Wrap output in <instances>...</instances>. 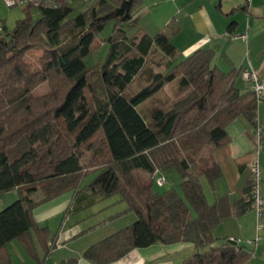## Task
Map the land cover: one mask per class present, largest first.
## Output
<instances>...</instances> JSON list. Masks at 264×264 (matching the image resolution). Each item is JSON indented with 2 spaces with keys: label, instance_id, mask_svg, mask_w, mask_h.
<instances>
[{
  "label": "trees",
  "instance_id": "16d2710c",
  "mask_svg": "<svg viewBox=\"0 0 264 264\" xmlns=\"http://www.w3.org/2000/svg\"><path fill=\"white\" fill-rule=\"evenodd\" d=\"M73 1L26 4L12 31L0 27V192H18L0 210V264H11L7 244L13 239L39 264L46 263L56 239L36 221L34 209L67 192L86 206L118 194L135 215L134 222L85 249L84 258L96 264L117 261L136 248L179 242L195 249L180 264H244L252 253L249 245L218 244L213 229L222 218L254 208L252 172L244 197L231 210L226 197L208 203L199 178L212 185L222 171L216 163L199 165L198 158L204 146L218 148L227 141L226 127L237 117L255 124L253 92L241 93L237 72L214 67L209 50L182 58L163 31L128 36L125 28L137 26L140 0H97L80 12ZM109 20L114 26L103 39L107 57L91 69L84 58ZM34 48L42 50L43 65L31 69L25 56ZM157 50L168 59L166 72L153 73L148 84L127 96L125 88ZM178 74L183 95L170 108L154 106L141 114L139 107ZM43 82L50 91L33 94ZM86 151L93 158L89 164L102 161L101 166L86 168ZM172 168L180 173L184 198L173 189L159 193L152 177L142 183L136 175ZM97 171L81 188L84 177ZM260 222L264 227V207ZM58 264H77V258Z\"/></svg>",
  "mask_w": 264,
  "mask_h": 264
},
{
  "label": "crops",
  "instance_id": "0c3cea01",
  "mask_svg": "<svg viewBox=\"0 0 264 264\" xmlns=\"http://www.w3.org/2000/svg\"><path fill=\"white\" fill-rule=\"evenodd\" d=\"M135 17L137 26L133 28L132 35L138 30L149 36L163 31L170 37L182 58L196 50L205 49L213 54L211 64L224 72L236 71V80H244L241 76L242 69H252L258 75H264V0H251L249 3L243 0H140ZM193 38L195 39L192 41ZM226 132L227 141L209 151L211 164H218L222 171V176L213 182L211 190L217 193L216 199L226 197L232 210L233 205L244 197L250 165L258 161L260 166L259 155L264 151V146L256 154L255 124L243 116L229 123ZM96 173L98 171L94 174ZM86 185L83 182L81 188ZM261 190L264 191V186ZM81 194L78 193V197L84 198L86 195ZM74 195L73 192L64 193L34 209L36 221L40 226L48 227L57 245L68 243L66 251L55 247L46 259L47 264H58L70 257H76L77 264H96L84 258L85 249L118 230L114 226L103 234L83 237L82 224L74 214L84 212L93 205L86 206L82 200L73 201ZM127 210L124 208L125 213L129 211ZM114 214L109 213L107 219L103 218L100 223H106ZM134 216L131 215L127 220H135ZM218 225L225 230L224 238L233 237L232 239H240L244 243L253 241L248 244L251 256L244 264H264V227L255 208L242 215L230 214L222 218L216 226ZM191 247L194 249L191 243L185 242L153 244L133 249L121 259L108 264H180L185 259L182 255L190 251ZM7 251L11 264H17L8 244ZM42 254L40 251L41 256ZM28 256L30 257L29 254ZM18 257L21 264H30L22 253L19 252Z\"/></svg>",
  "mask_w": 264,
  "mask_h": 264
},
{
  "label": "rangeland",
  "instance_id": "374dc122",
  "mask_svg": "<svg viewBox=\"0 0 264 264\" xmlns=\"http://www.w3.org/2000/svg\"><path fill=\"white\" fill-rule=\"evenodd\" d=\"M96 2L97 0H75L71 2V5L74 8H76L75 12H80V11L89 10V8L93 6ZM24 8L25 5H19V4L12 7H8L5 4L4 0H0V27L5 25L6 27L5 30L12 31L17 20L24 18L25 16L23 11ZM31 15L34 19H38L40 17L37 8L32 9ZM113 26H114V22L112 20H109L105 25L104 29L101 32H99L98 34L99 37L97 36L95 38L92 46V52H90L84 58L87 67L93 69L96 65H99L105 61L108 53V45L107 43L104 42L103 39H106L108 36H110L113 33ZM125 31L126 33H128V35H132V32L134 30L130 28H125ZM194 39L195 38H193L192 41ZM41 56H42V50L38 48L31 49L27 52L25 57L31 69L40 68L43 65V63L41 62ZM168 65H169L168 59L164 55H162L158 50L153 52L149 56L145 68L133 80L131 85L125 88L124 93L127 96L134 95L142 86L148 84L151 75L153 73L166 72ZM180 77H182L181 74H178L175 80L166 84L159 93H157L155 96L145 101L142 104V106L139 107L140 113L146 114L147 111L154 106L162 105L165 108H170L172 106L173 101H175L176 99H178L183 95V92L179 88ZM247 84L248 83L244 82V80L241 79H237L235 81V85L240 90L241 93H244L246 90H249L250 87L247 86ZM49 91H50L49 84L47 82H43L33 90V94L41 96L47 94ZM256 115L259 118V120H264V103L257 105ZM212 148L213 146L210 144L202 148L200 152V157L198 158L199 165H205V164L211 165V162L209 160V151H211ZM260 153L261 154L259 155V161H260L261 177H260L259 185H260V193L261 195H264V191L261 190L262 186H264V151ZM253 154L255 155V152ZM91 156L92 154L90 153V151L84 152L83 154L84 160H82V163L86 164L85 167L95 168L101 166L102 161L98 163L95 161V163L97 164H93L92 162V164L90 165L88 161H90L91 163V160L93 159L91 158ZM94 173L95 172H91L86 177H84V183L87 184L91 183V181L97 175ZM154 174L155 172L150 175L141 172L139 170L136 171V175L141 180L142 183L148 182L152 177L153 187L155 191L159 193H164L165 191L173 189L176 192H178L180 196L184 198V193L181 186V176L176 168H172L164 171L159 170L155 176ZM158 178H164L165 182L162 185H158L157 184ZM199 182L203 187L208 203L213 204L216 200V195H215L216 192L214 193V191L211 190V186L213 184L211 185L203 176L199 178ZM35 197H37V195H35ZM17 198H18V192L16 189L0 192V210L8 206ZM124 208H127L125 201L121 199L120 195L113 194L110 197H107L105 199L100 200L97 203H94L93 206L86 209V211L84 210V212L82 211L77 213L76 215L74 214V217H77V219L80 220L82 224L81 230L83 231L82 233L83 237L91 238L94 237L95 235L103 234L105 230L111 227L117 226L119 229L123 226H127L132 222H134V219L132 221L127 220L131 215L134 216V214H132V212L128 210H127L128 212L125 213ZM109 213H115V214L113 217L108 219L106 223H100V221H102L103 218L107 219ZM192 214L193 216H195V212L193 210H192ZM128 221L129 223H127ZM224 231L225 230L220 225L216 226L213 229V235L217 239L218 244H225L229 239L233 238V237L224 238L223 236ZM81 241L78 243H81ZM63 244L65 245L63 246ZM63 244L57 246L60 249L66 251L68 249L67 246L68 243H63ZM8 249L10 250L12 258L17 264H21L19 261L20 259L18 257L19 252L22 253V255H25L26 259H28V262L30 264H36V263L39 264L35 259H31L28 256L26 251L22 248L19 240L17 239H13L8 243ZM194 250L195 249H192L191 247L190 251H187L182 255L184 256L183 258L192 255ZM50 263L48 262V264Z\"/></svg>",
  "mask_w": 264,
  "mask_h": 264
},
{
  "label": "built area",
  "instance_id": "2783aa9c",
  "mask_svg": "<svg viewBox=\"0 0 264 264\" xmlns=\"http://www.w3.org/2000/svg\"><path fill=\"white\" fill-rule=\"evenodd\" d=\"M62 0H4L5 4L8 7H12L15 5H26L32 4L34 6H39L41 4L45 5H57ZM246 3H249L251 0H243ZM1 32V28H0ZM246 37V36H243ZM242 78L248 82L250 90L253 92L257 105L264 103V75H258L252 69H242L241 70ZM255 121V152L256 154L262 149L264 146V120H259L257 116L254 118ZM250 171L252 172L253 176V197H254V208L257 211V216L260 219L261 209L264 207V196L260 193V177H261V170L258 161L253 162L250 165ZM158 171H155L154 176ZM165 182L164 178H158L157 184L162 185ZM230 242L241 243L240 239H229ZM253 241H246V244H252Z\"/></svg>",
  "mask_w": 264,
  "mask_h": 264
}]
</instances>
